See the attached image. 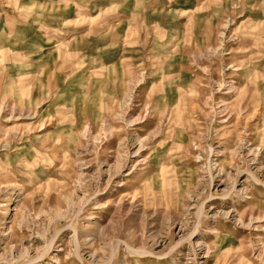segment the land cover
<instances>
[{
	"label": "rangeland",
	"instance_id": "obj_1",
	"mask_svg": "<svg viewBox=\"0 0 264 264\" xmlns=\"http://www.w3.org/2000/svg\"><path fill=\"white\" fill-rule=\"evenodd\" d=\"M0 264H264V0H0Z\"/></svg>",
	"mask_w": 264,
	"mask_h": 264
}]
</instances>
